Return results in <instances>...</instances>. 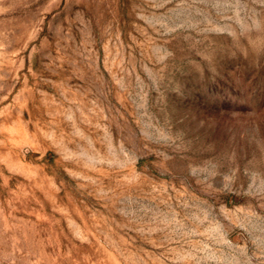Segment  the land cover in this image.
<instances>
[{"label":"rangeland","instance_id":"1","mask_svg":"<svg viewBox=\"0 0 264 264\" xmlns=\"http://www.w3.org/2000/svg\"><path fill=\"white\" fill-rule=\"evenodd\" d=\"M0 264H264V0H0Z\"/></svg>","mask_w":264,"mask_h":264}]
</instances>
